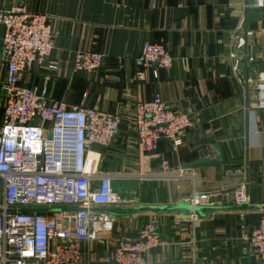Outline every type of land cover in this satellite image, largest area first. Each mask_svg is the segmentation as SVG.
Masks as SVG:
<instances>
[{
  "label": "crops",
  "instance_id": "1",
  "mask_svg": "<svg viewBox=\"0 0 264 264\" xmlns=\"http://www.w3.org/2000/svg\"><path fill=\"white\" fill-rule=\"evenodd\" d=\"M252 3L0 0V11L24 9L50 19L55 49L45 65L22 75V86L46 87L50 100L123 118L113 143L94 146L89 153L88 169L96 177L111 176L114 189L138 197L140 206L175 207L198 194L231 196L242 180L247 184V210L210 211L195 224L189 217L165 213H122L96 241L82 244L83 264H105L119 240L135 238L150 221L157 222L169 245L146 254L144 264H261L247 244L264 211V109L256 107L264 75V9H253ZM147 43L166 47L174 58L172 69L158 71L156 77L142 65ZM244 51L250 57L245 70L237 65ZM80 52L102 56L101 68L75 73ZM6 80L0 38V128ZM157 95L168 107L191 116L195 127L180 136V146L162 140L156 152L147 153L127 118L137 103ZM216 145L228 165L184 169L197 160L217 158ZM180 173L183 178L177 177ZM148 191L152 200H143ZM223 207L236 206L225 202ZM100 209L95 211L104 212Z\"/></svg>",
  "mask_w": 264,
  "mask_h": 264
},
{
  "label": "built area",
  "instance_id": "2",
  "mask_svg": "<svg viewBox=\"0 0 264 264\" xmlns=\"http://www.w3.org/2000/svg\"><path fill=\"white\" fill-rule=\"evenodd\" d=\"M251 7L264 9V0H253ZM0 25L5 26L3 52L7 64L0 128V264H83L82 244L96 241L107 224L122 214L95 209L140 206L138 197H126L114 189L111 176L96 177L88 169L92 148L113 143L123 118L73 106L65 100H50L46 87L21 85L22 75L45 65L55 49L47 15L30 14L24 9L0 11ZM243 44L241 41L239 48ZM141 63L157 77L158 71L172 69L174 58L163 44L147 43ZM102 64V56L80 52L73 71L93 73ZM257 100L256 107L264 109V75ZM127 119L147 153L156 152L162 140L180 146V136L195 127L191 116L168 107L161 95L137 103ZM164 169L170 170L166 163ZM246 185L242 180L231 196L198 194L190 201L191 206L223 207L225 202L240 206L247 200ZM21 209L51 212H11ZM71 209L79 212L73 214ZM189 219L195 224L201 218L193 212ZM247 244L264 264V211ZM168 245L157 222L150 221L135 238L119 240L104 263L144 264L146 254Z\"/></svg>",
  "mask_w": 264,
  "mask_h": 264
},
{
  "label": "water",
  "instance_id": "3",
  "mask_svg": "<svg viewBox=\"0 0 264 264\" xmlns=\"http://www.w3.org/2000/svg\"><path fill=\"white\" fill-rule=\"evenodd\" d=\"M5 35V26L0 25V38H3ZM255 53V51H254ZM244 57L239 60L238 62V68L239 69H246V66L248 64L249 55L247 51H244ZM253 59V57H252ZM254 61V59H253ZM215 154L217 155V158L215 159H200L195 161L194 163L188 164L184 167L185 170H196V169H202L206 167H213V166H225L228 165V162L226 160V157L222 151L221 146L216 145L214 147ZM249 207L246 204H242L240 206L236 207H197L193 208L191 206L190 201H185L183 203H180L179 205L175 207H168V206H155V205H142L139 207L134 208H103L101 211L104 212H118V213H146V214H160L165 213L169 215H176L180 218H186L191 215V213L196 212L200 217L206 216V213L208 212H214V211H222V210H247ZM12 213H23V214H46L51 212L49 209H21V210H12ZM71 213H77L79 210L77 209H71L69 210Z\"/></svg>",
  "mask_w": 264,
  "mask_h": 264
},
{
  "label": "rangeland",
  "instance_id": "4",
  "mask_svg": "<svg viewBox=\"0 0 264 264\" xmlns=\"http://www.w3.org/2000/svg\"><path fill=\"white\" fill-rule=\"evenodd\" d=\"M143 198V200L145 199V200H149L150 198H151V200H152V194H151V191H148V193H146V195L144 196V197H142Z\"/></svg>",
  "mask_w": 264,
  "mask_h": 264
}]
</instances>
